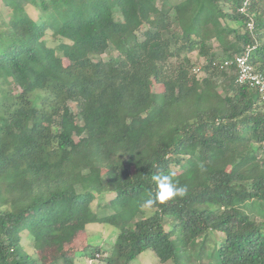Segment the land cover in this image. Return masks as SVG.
Here are the masks:
<instances>
[{
	"label": "trees",
	"instance_id": "trees-1",
	"mask_svg": "<svg viewBox=\"0 0 264 264\" xmlns=\"http://www.w3.org/2000/svg\"><path fill=\"white\" fill-rule=\"evenodd\" d=\"M243 1L7 4L0 24V264H74L69 249L44 262L35 243L53 227L76 233L91 223L118 230L98 264H129L145 250L174 264H264V99L236 81L234 63L250 46L248 62L264 77V0H249L246 14L238 11ZM109 45L117 55L103 60ZM193 51L203 59L200 73L187 56ZM219 82H226L223 93ZM146 83L161 86L160 100ZM160 173L185 195L146 209ZM105 193L114 195V208L94 216L90 203ZM209 233L222 237L206 253ZM86 249V259L100 251Z\"/></svg>",
	"mask_w": 264,
	"mask_h": 264
},
{
	"label": "rangeland",
	"instance_id": "rangeland-1",
	"mask_svg": "<svg viewBox=\"0 0 264 264\" xmlns=\"http://www.w3.org/2000/svg\"><path fill=\"white\" fill-rule=\"evenodd\" d=\"M13 2V0H0V24L2 22H5V19L9 17V8L7 4ZM28 12L37 19V16L39 15L38 11L36 9H33L28 6L27 8ZM117 9L115 8V11ZM115 16H117V12L114 13ZM229 25L233 26V23L229 22ZM225 36L221 35L217 39L213 40V43L215 45H218V43L224 42ZM47 44L49 46H56L58 44V39L53 37L51 35V29H47V35H46ZM117 55V51L112 45H109L106 51L101 55V58L103 60H106L110 57H115ZM187 56L190 59V64L193 66L192 71L196 73H200L197 70V68L200 66L201 61L203 59L198 58L197 52L193 51L187 54ZM56 57L59 59V61L62 64H67L68 60L67 57L63 55L61 51H56ZM225 61V60H224ZM223 61V62H224ZM226 82H219L216 86V89L223 93V88H225ZM144 89L147 92L153 93V97L156 100H160V93H161V86L159 84L152 83V85H144ZM72 113L76 118V122L79 124V116L77 114V108L73 102L69 103ZM76 140H82V138L74 137ZM103 178L105 179V173L103 172ZM115 198L112 193H105L101 196H95V198L90 203V209L92 210V214L94 216H102L103 214L110 213L114 208L112 207V204L115 203ZM67 227V225H66ZM118 230L112 226H109L107 224H100V223H91L88 224L84 229L81 231H77L76 233L68 232V229L66 228H59V227H53L51 228L47 233H45L39 241L35 243L36 248L38 249V253L40 258L44 262H49L52 260L53 256L55 254H59L63 252L66 249H69L70 253L69 256H72V254L76 255L73 257V263L74 264H89L93 263L95 264L97 262V259L90 257L86 259V256L83 255L81 252H88L82 251L81 248L89 243L91 246H97L100 248V251H98L101 258L108 256L109 252L111 251V248L113 246V243L116 239ZM222 237V236H221ZM219 234L217 233H209L206 237L205 241V252L211 253L214 251V245L219 241V238H221ZM87 242V243H86ZM200 243L199 239L198 241H195V243L191 244L189 247V253L195 254L196 250L199 248ZM25 248L28 249V245H25ZM73 251V253H72ZM96 256V255H95ZM191 262H184L183 259L179 261V264H213L215 263L214 260L209 261L206 258H202V260L199 258V260L191 259ZM99 263V259H98ZM101 264V263H100ZM129 264H174L172 261H166V262H160L156 255L151 250H145L141 254H139L136 258H134L132 261H130Z\"/></svg>",
	"mask_w": 264,
	"mask_h": 264
},
{
	"label": "built area",
	"instance_id": "built-area-1",
	"mask_svg": "<svg viewBox=\"0 0 264 264\" xmlns=\"http://www.w3.org/2000/svg\"><path fill=\"white\" fill-rule=\"evenodd\" d=\"M248 5L249 0H244L238 7V11L242 14H246ZM246 27L250 30L253 28V23L251 20L246 23ZM251 49L252 47L247 46L245 52L246 54L238 55L234 58V63L237 69L236 81L239 84H245L250 88L257 89L261 99H264V77L260 72L255 70L254 66L250 64V62H248L247 54ZM224 64H228V61L225 60ZM97 257L98 254H96V257H94V259L96 260ZM95 264L98 263L96 262Z\"/></svg>",
	"mask_w": 264,
	"mask_h": 264
},
{
	"label": "clouds",
	"instance_id": "clouds-1",
	"mask_svg": "<svg viewBox=\"0 0 264 264\" xmlns=\"http://www.w3.org/2000/svg\"><path fill=\"white\" fill-rule=\"evenodd\" d=\"M157 184V192L145 201L144 207L150 209L157 201L163 204L171 199L185 195L186 189L174 182L170 175L163 173L153 177Z\"/></svg>",
	"mask_w": 264,
	"mask_h": 264
}]
</instances>
